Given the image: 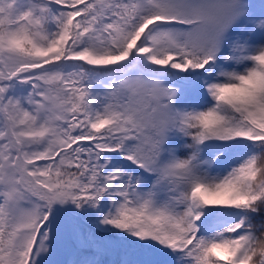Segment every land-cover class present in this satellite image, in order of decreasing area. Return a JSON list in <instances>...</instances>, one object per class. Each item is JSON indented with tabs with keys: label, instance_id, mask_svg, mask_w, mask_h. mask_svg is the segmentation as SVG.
I'll return each instance as SVG.
<instances>
[{
	"label": "snow or ice",
	"instance_id": "6c2138e0",
	"mask_svg": "<svg viewBox=\"0 0 264 264\" xmlns=\"http://www.w3.org/2000/svg\"><path fill=\"white\" fill-rule=\"evenodd\" d=\"M0 264H264V0H0Z\"/></svg>",
	"mask_w": 264,
	"mask_h": 264
},
{
	"label": "trees",
	"instance_id": "16d2710c",
	"mask_svg": "<svg viewBox=\"0 0 264 264\" xmlns=\"http://www.w3.org/2000/svg\"><path fill=\"white\" fill-rule=\"evenodd\" d=\"M254 223H257V224H258V223H259V220H257V221H254Z\"/></svg>",
	"mask_w": 264,
	"mask_h": 264
}]
</instances>
